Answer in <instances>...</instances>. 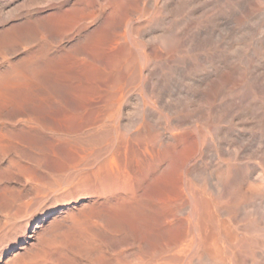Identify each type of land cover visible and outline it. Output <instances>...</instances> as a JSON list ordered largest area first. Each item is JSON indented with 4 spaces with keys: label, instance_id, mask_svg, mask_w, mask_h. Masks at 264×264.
<instances>
[{
    "label": "bare ground",
    "instance_id": "1",
    "mask_svg": "<svg viewBox=\"0 0 264 264\" xmlns=\"http://www.w3.org/2000/svg\"><path fill=\"white\" fill-rule=\"evenodd\" d=\"M0 264H264V0H0Z\"/></svg>",
    "mask_w": 264,
    "mask_h": 264
}]
</instances>
